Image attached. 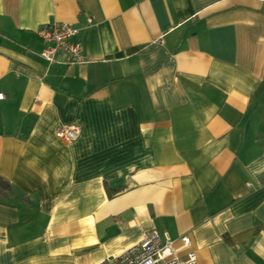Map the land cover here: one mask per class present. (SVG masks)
Listing matches in <instances>:
<instances>
[{
	"label": "crops",
	"instance_id": "obj_1",
	"mask_svg": "<svg viewBox=\"0 0 264 264\" xmlns=\"http://www.w3.org/2000/svg\"><path fill=\"white\" fill-rule=\"evenodd\" d=\"M51 22L87 61L40 56ZM0 92V264H107L152 230L264 264V0H0Z\"/></svg>",
	"mask_w": 264,
	"mask_h": 264
},
{
	"label": "built area",
	"instance_id": "obj_2",
	"mask_svg": "<svg viewBox=\"0 0 264 264\" xmlns=\"http://www.w3.org/2000/svg\"><path fill=\"white\" fill-rule=\"evenodd\" d=\"M77 29L59 22H51L42 25L37 30L43 48L40 56L50 63H54L58 55L64 56L68 65L87 61L82 55V43L79 39H73ZM4 97L0 92V99ZM79 132L78 124H66L60 126L57 137L70 141L76 139ZM141 239L126 248L120 254L106 260L107 264H200L196 252L190 247L191 240L188 235H181L179 247L175 240L165 236L164 239L156 230L142 231ZM181 249L184 254H180Z\"/></svg>",
	"mask_w": 264,
	"mask_h": 264
},
{
	"label": "trees",
	"instance_id": "obj_3",
	"mask_svg": "<svg viewBox=\"0 0 264 264\" xmlns=\"http://www.w3.org/2000/svg\"><path fill=\"white\" fill-rule=\"evenodd\" d=\"M0 186L3 187L4 189V188H8L9 184L6 181H4V179L3 180L0 179Z\"/></svg>",
	"mask_w": 264,
	"mask_h": 264
}]
</instances>
